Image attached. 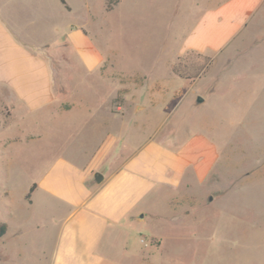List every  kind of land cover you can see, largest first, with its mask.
Returning <instances> with one entry per match:
<instances>
[{
  "label": "rangeland",
  "instance_id": "374dc122",
  "mask_svg": "<svg viewBox=\"0 0 264 264\" xmlns=\"http://www.w3.org/2000/svg\"><path fill=\"white\" fill-rule=\"evenodd\" d=\"M25 1L0 5L25 23L33 17ZM30 1L52 9L49 22L33 17L26 30L53 61L61 106L110 110L131 146L172 132L179 139L199 132L217 145L216 175L191 185L190 216L172 220L171 213L161 227L139 222L138 250L145 249L140 234L147 241L157 234L163 244L152 252L153 264H264V16L243 18L231 33L197 29L221 0H119L110 9L106 0H65L68 11L58 0ZM72 29L102 57L97 69L81 63ZM189 40L197 47L184 49ZM84 123L52 127L49 112L12 111L0 95V222L12 228L29 218L25 233L34 232L25 208L30 186L55 157L82 147L90 130ZM115 128L108 130L122 138ZM217 184L224 187L219 196L209 192ZM4 248L0 241V264H11Z\"/></svg>",
  "mask_w": 264,
  "mask_h": 264
},
{
  "label": "crops",
  "instance_id": "0c3cea01",
  "mask_svg": "<svg viewBox=\"0 0 264 264\" xmlns=\"http://www.w3.org/2000/svg\"><path fill=\"white\" fill-rule=\"evenodd\" d=\"M221 1L208 9L205 15L209 18L204 17L197 29L206 25L205 29L232 33L243 18L255 13L264 16V0ZM22 7L39 24L52 18V9L38 1L26 0ZM19 17L0 5L3 101L16 112H49L52 127L80 119L90 130L82 137V147L72 156L55 157L29 191L25 208L33 214L34 232L25 233L22 222L29 218H19L12 228L5 223L6 231L0 237L5 257L11 264H153L150 256L162 246L163 238L152 234L147 241L140 234L145 249L138 250L139 222L147 220L161 227L171 213L172 220L178 219L177 213L190 216L196 202L191 185L216 175L217 145L199 132L182 139L172 132L170 136L146 137L131 146L110 110L89 103L61 106L53 61L39 42L28 38L26 28L34 19L24 23ZM68 36L81 52L84 67L97 69L102 57L80 44L85 35L72 29ZM193 47L197 45L190 40L184 45V49ZM159 94L164 96L163 91ZM111 127L123 139L110 132ZM96 172L102 175L99 182L93 179ZM223 188L217 184L209 192L219 196ZM180 203L188 209L181 212ZM152 244L156 248H149Z\"/></svg>",
  "mask_w": 264,
  "mask_h": 264
},
{
  "label": "trees",
  "instance_id": "16d2710c",
  "mask_svg": "<svg viewBox=\"0 0 264 264\" xmlns=\"http://www.w3.org/2000/svg\"><path fill=\"white\" fill-rule=\"evenodd\" d=\"M119 0H106V8L110 9L113 5H115ZM59 2L65 7V9L69 10V6L66 3L65 0H59ZM173 70L176 72V68H174L173 66ZM35 183H33L29 189L32 190L34 187ZM27 196H29V193L27 194ZM6 231V224L3 222H0V237L4 234V232Z\"/></svg>",
  "mask_w": 264,
  "mask_h": 264
},
{
  "label": "water",
  "instance_id": "95a60500",
  "mask_svg": "<svg viewBox=\"0 0 264 264\" xmlns=\"http://www.w3.org/2000/svg\"><path fill=\"white\" fill-rule=\"evenodd\" d=\"M203 101V99L198 96L197 99H196V103H201ZM93 179L96 181V182H99L101 179H102V175L100 173H94L93 174Z\"/></svg>",
  "mask_w": 264,
  "mask_h": 264
}]
</instances>
